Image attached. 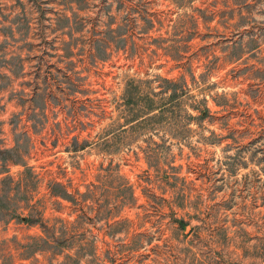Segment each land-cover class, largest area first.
Returning <instances> with one entry per match:
<instances>
[{
  "label": "rangeland",
  "instance_id": "rangeland-1",
  "mask_svg": "<svg viewBox=\"0 0 264 264\" xmlns=\"http://www.w3.org/2000/svg\"><path fill=\"white\" fill-rule=\"evenodd\" d=\"M0 264H264V0H0Z\"/></svg>",
  "mask_w": 264,
  "mask_h": 264
}]
</instances>
